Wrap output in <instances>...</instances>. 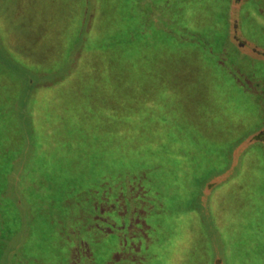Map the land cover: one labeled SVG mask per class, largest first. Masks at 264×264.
Returning <instances> with one entry per match:
<instances>
[{"label":"rangeland","instance_id":"374dc122","mask_svg":"<svg viewBox=\"0 0 264 264\" xmlns=\"http://www.w3.org/2000/svg\"><path fill=\"white\" fill-rule=\"evenodd\" d=\"M91 1L93 37L127 31L130 64L31 87L76 54L81 2L0 0L1 263L264 264V0ZM127 168L80 232L65 195Z\"/></svg>","mask_w":264,"mask_h":264},{"label":"trees","instance_id":"16d2710c","mask_svg":"<svg viewBox=\"0 0 264 264\" xmlns=\"http://www.w3.org/2000/svg\"><path fill=\"white\" fill-rule=\"evenodd\" d=\"M79 1L81 2V6H80V11H78L79 13H78V17H77V28H76L77 34H76V40L74 41V42H76L75 43L76 54H72V57L67 61V65L61 70L60 69L58 70V68L57 69L56 68H53V69L50 68L47 73H42L40 75L41 77H39V78L31 79V80L29 78H27L26 82L29 85H31V87H33L34 85H37V83H39V85L43 86L42 84H40V82L42 80L43 81H49L45 86H52L56 82L58 83L59 81H64V79L69 77L70 72L75 69L76 65L81 66V65H84L85 62H87V64H88V61L90 62L92 57H96L99 55L102 56L104 53L107 54L109 52L108 53L109 56L110 55L115 56V55L119 54V59H124V61L127 62L126 65H129L131 62V60H130L131 58L129 59V57L136 55V54H133L134 50H132L133 46L135 45L134 41H132V40L129 41L130 38L125 37V34L127 31L124 33L110 31L113 33L110 34V32H108L107 35H105L103 37H99L96 40L93 37L94 33H92L90 31L93 21L91 22L90 26L88 25V21H87L89 19V14H90L88 12L89 11L88 9H90V6H92L91 5L92 1L91 0H79ZM148 11L149 10L146 9L147 14H149ZM92 19H94V17ZM163 30H165V29H163ZM64 83H67V82H64ZM15 106H16V108H15L16 112H14V113L19 115L20 117H21L22 113L25 114L26 109L20 108L19 105H15ZM12 112H13V110H12ZM14 113H13V117H14ZM19 123L21 124V122H19ZM24 124L22 123L21 125L26 126V124L25 125ZM22 133L23 134L20 136L24 137L25 139H27V138L28 139L22 145L21 150L23 151V153L24 152L27 153V150L29 148L32 150L33 145H34V141H33L34 138H33L32 129L31 130L29 129V131H28L26 128V131L22 132ZM259 133L253 134L252 139L254 138L255 142H260L261 144H263L264 143V137L258 136ZM29 137L33 138V140L30 139ZM29 139L31 140V142L29 141ZM240 141H238L237 143H239ZM255 142L252 141V143H255ZM237 143L235 145H237ZM19 154H21V153H19ZM231 154L233 155V152H231ZM18 157L19 156L17 154H14L12 159L13 160H16V159L17 160H23V162H24V159H19ZM23 157H25V156L23 155ZM10 161H11V159L9 160V162ZM11 162L13 164L15 163L13 161H11ZM141 164H142V166H148L147 173H150L151 171H149V170L153 169V167L156 166V165H154V163L152 164V163H149L148 161L143 162ZM126 170L127 171H125V172L121 171V172H116V173H111V174H103L101 179L99 178L98 181L95 182L93 185L81 187V186H79V184H77L79 186V189H75L76 187H74L73 190H71V192H68L65 195V197H64L65 199L63 200V202L71 203V204H69L70 206L71 205L74 206L73 205L74 200H75L74 198H76L75 196H72V195H74V194L81 195V198H79L80 200L78 198H77V200H78V202H80V205H82V207L76 208L77 209L76 213L78 210H80V209L82 210V213H81V215L78 216V220H77V223L79 225H78V227H76L80 232H81L80 228H83L86 230H91V229H87L85 227L87 224V221L91 220L90 213H92V210H91V206L89 205V202L92 201L93 198H100L101 190L106 185L105 181H108L111 183L113 181H110V180L111 179L113 180L115 178V180H117L119 183L125 184L128 180H133L131 175H130L132 172L131 168H127ZM7 172L9 174L7 179H9V178L18 179L21 177L20 176L21 171L19 172V170H12V168H11ZM73 186H75V185H73ZM166 187L167 186L163 182L157 186V188L159 189L160 195H165ZM93 188L98 190V191H93ZM161 188H163L164 190ZM75 191H76V193H74ZM164 191H165V193H164ZM86 193L89 194V199L87 197L88 201H86L87 199H84L85 198L84 194H86ZM70 197H72L71 200L69 199ZM71 201H73V203ZM18 202H19V200H18ZM74 213H75V211H74ZM81 235L85 236V237H90V236L85 235V234H81ZM262 239H264V238L262 237ZM90 240L92 241L91 238H90ZM6 243L8 244V233L6 230H4V231L2 230V232L0 231V244L5 249L3 250L2 256H4V257L3 258L1 257L0 264H2L1 262H3V261H4V263H6V262L8 263L7 258L5 257V255H6L5 251L8 248V247H5ZM7 244H6V246H7Z\"/></svg>","mask_w":264,"mask_h":264}]
</instances>
